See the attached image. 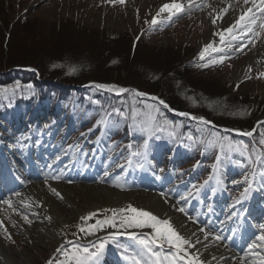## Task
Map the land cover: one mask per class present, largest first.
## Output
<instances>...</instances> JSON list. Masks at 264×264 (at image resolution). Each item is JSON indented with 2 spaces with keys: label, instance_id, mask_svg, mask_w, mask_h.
Wrapping results in <instances>:
<instances>
[{
  "label": "rangeland",
  "instance_id": "rangeland-1",
  "mask_svg": "<svg viewBox=\"0 0 264 264\" xmlns=\"http://www.w3.org/2000/svg\"><path fill=\"white\" fill-rule=\"evenodd\" d=\"M166 2H169V0H124V3H120L119 0H0V58L4 59L7 55L13 60L21 58L19 60L21 62H18V64L21 65L24 62L25 64H30L31 68L37 69L31 63H36L35 59L39 57L47 58L52 54H68L67 58L51 59L53 63L51 68L53 67L55 71L52 72V75H49V78L44 77V75L41 76V74L39 76L37 72H32L35 81L38 83L36 86L14 81L16 77L13 73L9 72L12 69L9 66L0 70V83H4V86H0V90H7L0 91V94L6 98L10 97V95L13 96L15 93L25 97L39 93L47 95V92L53 86H57L60 89L72 90L76 88L77 84L68 82L69 79L94 74L101 79H112L110 83L125 86L127 87L126 89H132L133 87L140 89L135 84L128 86L120 84L133 81V77L129 73L130 70H133L137 73V76H141L137 78L136 82H138L137 85L144 87L143 91L159 89L162 86L161 84H163V87H160L161 89L158 92H164L165 89L168 92L171 91L170 89H174L175 93L180 91L179 95L184 97L186 102L198 101V98L199 100L205 98H200L199 96L201 95H211L217 99L213 100L212 103H217L218 100L224 99L230 103L248 106L247 111L244 108H241L242 110L240 111L235 110L239 108L236 107L230 115L224 112L223 114H228L227 118L224 119H228L231 116L232 118L229 119L235 120L238 118L240 121L245 122L252 120V122L258 121L260 123V121H264V76L259 75L264 72V66L256 67L253 74L247 77H239V72L246 64V61L264 44V36L255 38L251 37V34L249 36L241 35L237 39V42L233 43L232 49L225 48V53H227L229 58L223 63L212 64L211 62L218 60L219 56L224 53H209L206 55L205 61L200 60L198 55L206 44V38L213 26L211 23L212 17L209 13L213 15L214 9L221 10L227 7L229 10L222 19L227 24L230 21L231 15L238 13L239 9L246 7L243 5V0H207L209 6L195 9L190 13L181 14L178 19L173 17L171 23L164 18L167 16L165 13L161 17L160 24L151 25L150 22L153 16L159 7ZM250 38L254 40V46L248 43ZM237 46H241L242 51H235ZM222 47L224 45L220 44L217 48ZM59 51L61 53H58ZM31 52L35 55H31ZM21 55H31L33 61L25 62L24 60L29 57L27 56L28 58L23 59ZM100 58L104 59V67H112L113 65L115 67L114 70L113 68H111L112 71L108 70L109 68H105L106 70L97 68L99 64H95V61ZM205 63L210 66H197ZM100 65L102 66V64ZM94 66L95 72H91ZM122 66H124V69L118 71V68ZM172 68H180L184 73L181 75L176 72L170 73L169 70ZM129 77L132 79H127ZM166 79L168 81L165 85ZM182 84L185 86L184 89L179 86ZM186 87L188 88L186 89ZM105 89L102 88L100 90L101 94L102 92H110V90ZM69 93L70 91L59 94L66 96ZM123 93H118L117 97L122 96ZM72 97L79 98L73 95ZM122 104L123 102H120V105ZM125 104L126 106L122 108L124 111H120V113L125 114L123 116H126L129 112V105ZM193 104L194 107H199L202 103L198 101L193 102ZM199 108L202 107L200 106ZM222 108L225 109V106ZM135 111L139 113L136 117L140 121H143L145 119L143 114L151 111V109L143 106L135 108ZM213 111L212 114L214 115L221 114L217 109ZM63 113H66L65 108L61 111V114ZM62 117L65 116L62 115L58 124L54 126V135L51 141L57 148L67 153L68 160L63 163L69 161L73 163L74 166L71 171L74 172L72 173L73 176L69 175L65 178L66 173L64 168L66 165L62 164L64 168L60 165L51 168L47 164L48 162H46L45 168L51 171L50 174L44 177L43 174L47 172L45 170L42 174L43 177L37 179L35 183L52 180L55 183L78 184L94 188L104 185L126 193L141 191L160 195L161 192L165 194L172 192L174 199L184 201L178 203L180 207L187 208L190 203L191 205L188 208L192 212L191 215L204 218L203 222L200 223L210 224L213 219L214 223L220 227H224L229 218L238 221L239 217L237 214H240L242 211L246 194L250 197L254 193L255 195L252 196V199L255 200V203H260L264 198V193L261 191L260 194H258V191H252L251 184H248L245 188L244 183H238L239 179L234 181L240 175L237 170L232 172L229 178L225 180L227 184L226 189L230 193V195L226 196L228 200L225 203L224 200H218L220 197L214 195H210L207 199V190L206 193L202 192L205 187H208L207 181L210 175L208 178L206 177V183L204 182L198 189L201 194H198V190L196 191V189L192 193L188 192L187 189L190 188L191 182L202 178L205 172L209 170L211 172L212 168L207 164L213 165L210 156L217 154L219 151V148L215 146L211 148L207 157L205 154L197 153L195 158H190L186 162L182 161V159L176 160V156L173 154L171 156H174V160H172L173 158L169 161L162 160L160 153H156L155 156H157V159H161V164L162 162L166 164L164 174H168V171L171 169L175 171L177 166L183 163H186L189 167L194 159L199 161L200 166L202 164L204 166H196L197 169L192 171V173L186 172L181 174L180 171L172 173L171 184H166L160 191H153L152 189L142 187L139 184H135L134 171L132 169L137 166L130 164L133 161L129 160L128 165L124 167V161L127 160L124 158L125 156L119 154L122 153V150H119V153H115V151H111L108 147H105L106 151H98L101 130L96 128V126H92L91 121L78 123L76 118H70L73 126L77 124V126L71 128L68 124L70 121L63 124L64 120H62ZM40 119L39 124L41 123L42 129L39 131L33 129V126L36 127L34 120H30L31 122L27 123L22 120L20 126L17 124L12 125L8 130L0 127L1 136L6 138L4 147L1 149L11 150L13 153L11 158H14V154L18 156V152L16 151L24 147L29 136H31L28 127L34 130V134L39 132L35 134L36 137L42 136L41 131H43L47 116L42 115ZM248 123L245 124L251 125V122ZM135 127L143 132H148L143 130L140 125L139 127ZM261 128L264 131V125H261ZM46 130H49V128H46ZM11 137L12 140L19 137L20 142H12ZM157 137H159V142H165L170 137V132H167V130L165 132L158 131ZM171 137L175 139L174 134ZM126 139L128 138L122 137L119 142L126 141ZM119 146L120 144H116L115 147ZM225 148L226 151L239 155L240 159L237 158L235 161L248 164L251 172L250 179L253 176L256 160H258L257 156L261 153V149L257 150V148L252 146L242 155L239 151L229 150L227 145ZM39 150L42 149L40 148ZM262 157L264 159V155ZM143 165L138 167L141 170L137 174L138 176L144 173L143 168L145 166ZM13 166H15V168L13 167L14 173L16 175L19 174L17 173V170H20L18 164ZM199 168H201V171H199ZM20 171L22 172V170ZM61 173L63 175L60 180L51 178L52 176L61 175ZM132 173L133 175H131ZM262 173L264 174V170ZM149 174L157 178L156 174ZM117 177H120L119 183L122 187L114 186ZM161 178L162 176H159V179ZM216 179L218 181V177ZM235 184L236 186H234ZM241 189H243V192L241 195H238ZM85 191L86 195L91 198L88 201L98 200L97 197H92L93 193L91 194L89 189ZM182 196L186 197V199L182 200ZM215 198L217 200H213ZM4 199H10L13 202V208L0 203V222H2L0 224V235L2 240L12 248V255L18 260L19 264H48L50 260L54 262L62 261L64 260L63 253L57 252V249L61 246H63L64 251L69 252L75 245H79L81 248L88 247L91 251H95L93 246L98 245L105 239L98 238V236L102 231L111 229V226L103 225L92 234L88 233L89 227L95 225L97 221H103L112 215L111 212L100 210L87 221L80 220L70 224L66 231V241L63 243L57 244V242L49 239L40 240V238L34 236L35 219L33 215L18 206L15 202V195L6 196L0 199V201ZM60 200V205L66 208L68 214L73 211L69 203L62 199ZM75 201H78V199ZM80 201H86V197L80 195ZM127 205L124 207H127ZM262 212H264V209ZM23 216H27L31 223H27L23 219ZM117 219L120 220V217L118 216ZM261 224H264V215L256 225L258 229L257 235L262 231L259 227ZM80 227H83L85 231H80ZM147 229L152 230L150 228ZM147 229L120 227L118 231L123 232L125 235L133 232L139 235L140 231H146ZM26 231L30 232V234L28 235ZM31 234L32 238H30ZM87 239H91L88 244L84 245L78 242L79 240L85 241ZM132 241L128 236L122 238L120 242H127L128 250L132 252L130 248L133 245L128 243ZM134 245H137V248L139 247L137 243ZM194 249L189 248V252L199 254ZM113 251L119 252L114 248ZM104 252L105 250L102 251V253ZM238 254L241 255V253Z\"/></svg>",
  "mask_w": 264,
  "mask_h": 264
},
{
  "label": "snow or ice",
  "instance_id": "snow-or-ice-1",
  "mask_svg": "<svg viewBox=\"0 0 264 264\" xmlns=\"http://www.w3.org/2000/svg\"><path fill=\"white\" fill-rule=\"evenodd\" d=\"M120 3H124V0H119ZM242 10L239 12L238 16L234 18L232 22H230L229 26L217 33L215 35L219 36V43L224 45L222 48H217L214 46V42L207 43L203 46V48L199 52L200 60H204L206 55L209 53H224L219 56L218 60H213L211 63H223L226 59H228L227 53H225V48L232 49L233 43L232 41L237 40L240 36H249L255 38H261L264 36V0H243ZM209 6L207 4V0H169V2L164 3L159 7L156 14L153 16L150 24L157 25L161 23V17L163 14H167L164 17L169 23L172 22L173 17L177 19L180 18L181 14L190 13L195 9H200L202 7ZM228 8H223L219 12H217L214 16L212 13H209L211 18V23L213 25L217 24V20H222L224 15L227 14ZM229 37L231 39H229ZM248 43L253 44L254 40L249 39ZM246 46V45H245ZM235 51H242L241 46H237ZM199 67H209L210 65L200 64L197 65ZM55 67V66H54ZM251 70V66H249V71ZM260 76H264V72L259 74ZM250 78V77H249ZM98 88H108L109 90H117L121 93L123 92H133L138 96H145L146 93L138 92L135 89H125L119 88L116 89L115 86L111 85H96ZM7 91V90H0ZM152 99H158V97H152ZM160 104L167 107L163 100L159 101ZM151 111L144 113L145 119L140 122V126L143 130L151 132L154 128L158 127L157 118L154 113L159 112V109L155 106L149 105L147 106ZM115 111L119 112L118 109ZM139 115L136 111L133 112V119L135 120L136 116ZM180 115H189L188 113H180ZM193 119H199L203 123H210L209 121L204 120L203 117H193ZM103 122V121H101ZM164 123L169 124V121H164ZM261 125H264V121L260 122ZM248 131L243 133L247 136H253V132ZM222 139L223 141H227V147L229 150L239 151L242 155L245 154L248 150V145L243 144L242 142L233 143L229 140L228 137H217V140ZM260 145H264V131L260 132ZM223 148L224 145L221 144ZM264 155V153H261ZM260 159V156L257 157ZM163 171V169H161ZM61 175L52 176L51 178L54 180H60L62 178ZM107 175V173H105ZM159 179V177H157ZM120 177L116 178V183L114 186L122 187L119 183ZM245 180H248V177H245ZM47 182V181H46ZM103 182V181H102ZM195 188L196 186L193 185ZM51 192L56 195L58 198H63L61 194L55 189L51 188ZM247 191V189H245ZM16 195H20L16 193ZM161 196H165L166 194L161 192ZM182 200L186 199V197L182 196ZM0 203L7 205L9 208H13V202L8 200L0 201ZM179 203V201L177 202ZM16 210V209H14ZM179 212L187 215L185 208L179 207L177 209ZM18 211V210H16ZM105 212L110 211L112 213L111 217L106 218L103 221H97L95 225H92L88 228V233L92 234L97 228L108 225L113 228L117 226L116 221L117 217H120V227L123 228H150L152 229V234L150 236L141 234L137 235L135 232L130 233V238L137 242L138 248L135 251L129 252L128 248L124 249V258L130 261V264H210V262L204 261L200 258L199 254H194L189 252V248H195L196 243H201L199 238L196 239L195 243H193L190 237H186L182 235L171 223L169 219H161L154 215L152 212L138 209L131 204L127 205V207L122 208H113L106 209ZM96 214L93 212H89L87 215L82 216L81 221H87L91 219ZM49 221L51 217H46ZM23 219L27 223H31L27 216H23ZM189 219H192L189 217ZM2 224V222H0ZM260 229L262 230L259 235L255 237V239L248 245L249 252L245 253L244 257L240 259L242 261L247 260V256L249 253L256 257V260L253 264H264V255H262L257 249H264V224H261ZM6 231V229H5ZM80 231H85L83 227H80ZM199 231L203 233L204 239L207 240L210 235H213V238L217 241L223 240L224 237L213 234L207 228H200ZM193 236L196 234L193 233ZM10 238V237H9ZM113 239H115V234H113ZM108 243V239L105 238L98 245H94L95 251H91L88 247L81 248L79 245H75L73 249L69 251H64L63 246L57 249V252H62L64 256V260L54 262L50 260L48 264H97V258L102 253L105 248V245ZM165 245L168 247V251L164 250ZM205 249H207L208 245H204ZM158 248V250H157ZM215 259V257H213Z\"/></svg>",
  "mask_w": 264,
  "mask_h": 264
},
{
  "label": "bare ground",
  "instance_id": "bare-ground-1",
  "mask_svg": "<svg viewBox=\"0 0 264 264\" xmlns=\"http://www.w3.org/2000/svg\"><path fill=\"white\" fill-rule=\"evenodd\" d=\"M241 10L242 9H239V12ZM219 11L220 10L214 9L213 16ZM239 12L231 15L230 21L227 24L224 20H217V24L212 26L211 32L206 38V44L214 42L215 47L219 46V36L215 35V33L227 28L230 22L238 16ZM229 39L231 38L229 37ZM235 42H237V40L232 41V43ZM249 66H251L250 71ZM260 66H264V44H262L259 49L246 61V64L239 72V77L244 78L251 75L256 67ZM5 140L6 138L1 137L0 143ZM33 154L34 155H32V157H35L36 150H33ZM57 164H59V162H56V165ZM71 171L72 164H69L65 176L67 177L72 175L74 172ZM145 176L149 177L148 175ZM151 180V178H148L147 182H143L152 183ZM31 182L32 183L30 184L25 182L24 188L16 192L20 195H16L15 193V202L18 206L33 215L35 219L34 236H37L40 240L49 239L57 242V244H61L66 241L67 227L76 221H80L82 216L87 215L89 212L96 213L100 210L122 208L127 204H131L138 209L150 211L154 215L163 219L170 218L174 227L182 235L190 237L193 243H195L196 239L199 238L201 243L195 244L194 251L199 252L200 258L204 261L210 262V264H253L256 260V257L249 253L247 260L242 261L240 258L244 257L245 254L244 256H236L229 245L223 243L222 240H215L213 235H210L208 239L205 240L203 233L199 231L202 226L198 225L197 222L194 223L196 219H189L187 215L179 212L177 210L180 207L179 204L169 197L165 198L155 193H144L141 191L126 193L104 185L94 188L78 184L67 185L65 183H55L52 180L41 183ZM51 188H55L61 194L63 197L62 200L69 203L73 211L69 214L67 213L66 208L60 205L61 198L54 195L50 190ZM86 189H89L91 194L93 193L92 197H97L98 200L95 199L88 201V199L91 198L86 195ZM80 195L86 197V201H80ZM77 199L78 201H75ZM46 217H51V220L49 221ZM26 233L28 235L30 234V232L27 231ZM193 233L196 235L193 236ZM211 233L216 234L215 231H211ZM30 238H32V234L30 235ZM204 245H208L207 249H205ZM261 251L264 252V249H261ZM248 252L249 250L245 251V253ZM213 257H215V259H213ZM110 259L113 262L117 261L112 253L104 252L97 258V264H108L107 262ZM0 264H19L18 260L12 255V248L2 240L1 235Z\"/></svg>",
  "mask_w": 264,
  "mask_h": 264
},
{
  "label": "trees",
  "instance_id": "trees-1",
  "mask_svg": "<svg viewBox=\"0 0 264 264\" xmlns=\"http://www.w3.org/2000/svg\"><path fill=\"white\" fill-rule=\"evenodd\" d=\"M37 53H39V52H37ZM58 53H61V52L59 51ZM31 55H35V54L32 53ZM31 55L30 56L21 55V57H23V59L29 57L28 59H26L24 61L25 62H29V61L32 62L33 59H32ZM8 56L9 55H7L4 59L0 58V70H3L4 68H7L9 66L10 69L12 68L11 70H9V72L13 73L16 77V78H14V81H19V82L25 81V82L34 83L35 80H34V75L32 74V72L23 69L25 67H30L31 65L25 64L24 62L20 65V64H18V62H21V61H19L21 58L13 60L12 58H9ZM64 57L67 58L68 54H57V55L52 54V55L48 56L47 58L39 57L38 59H35L36 63L33 62L35 64H33V63H31V64L34 65V67H36L38 69V72H39V74H41V76L44 75V77L49 78V75L50 74L52 75V72L55 71L53 67L51 68V65H53V63L51 62V59L56 60V59H62ZM103 63H104L103 58H100L99 60L95 61V64H99L97 66V68H103L104 70H106L105 68H109L108 70H111V71H112L111 68H113V70H114L115 67L113 65H112V67H104L105 64L103 65ZM100 64H102V66ZM17 66H19V67H17ZM95 66L92 67L91 72H95L94 71ZM123 67L124 66L119 67V68L117 67L118 71L121 69H124ZM169 72L170 73H174V72L180 73V75L182 73H184L183 71L180 70V68H175V69L172 68L171 70H169ZM129 73L131 74V77H133V81H128L129 83H120V84H123L126 86H128L130 84H135L136 86H138V88H140V90H143L144 87L137 85L138 82H136L137 78H139L141 76H137V73L133 70H130ZM131 77H129L127 79H132ZM170 77H171V75H170ZM180 77H183V76H180ZM88 78H90V79H88ZM111 80L112 79H101L98 76H96V74H94L91 76H86V75L78 76L76 78L69 79L68 82L75 83L77 85L78 84L84 85V84H87L88 82H91V81H96V82H101V83H110ZM14 81H12V82H14ZM167 81H168V79L165 80V85H166ZM3 84L4 83H0V86H4ZM161 85L162 86H160V87L162 88L163 84H161ZM179 86H181V88H183V89L185 88L184 84L179 85ZM160 87H159V89H154V90L149 89V90H146V91L144 90V91L148 92L149 94L159 96L160 98L165 100L167 103H169V105L174 109L189 111L196 117H206V118L212 120L215 124L220 125V126H225L227 128H239V129H243V130H249L254 125V122H252V120L245 122V121H240L238 118H236L235 119L236 121H235V120L229 119V118H232L231 116H229L228 119H224V118H227V115H228V114H223L224 112H227L230 115V113L236 107H239V108H236L235 110L240 111L244 108V109H246L245 111H247L248 106L246 107V105H244V106H242V104L237 105L234 103L227 102L224 99L221 101L218 100L217 103H212L213 100H217V99L213 98V96H211V95L210 96L201 95V96H199L200 98L205 97V98L200 99V100L198 98V101L200 103H202L200 105L202 108H199L200 106L194 107L193 102H198V101L194 100L193 102H186L185 98L179 95L180 91L175 93L174 89H170L171 91H169V92L166 91L167 89H165L166 92L165 91L164 92H158L161 89ZM187 88L188 87H186V89ZM51 90L54 93L59 92L61 94L62 93H68L70 91L69 95L78 96V97L80 96V99H81V97H83L80 101L85 102L86 105H84V103H82L80 111L78 113H77V111H75V113H76L75 115H78L80 117L79 121H81V118L85 117L84 115H86L87 118L91 117V119L96 120V122L114 119L115 124H117V127L114 125L111 128L107 127L106 136H108L107 138L109 139L110 138L109 136L111 134L116 133L113 130H116L117 128L120 129V132H121V135L116 136L117 139H121V137H124V135H125V137H128V138H130V136H131L133 138V140L129 139V140H127V141H129L128 143H125L126 141H124L122 143V147L125 148V150H128L129 146L137 147L139 145H143V143L146 140H148V143L150 144L149 145L150 149H152V150L159 149V146L154 142V139H153L154 137L152 136V134L142 135L140 132L141 130L136 129V127H135V126L139 127L141 121H140V119H138V117H136L134 120L133 116H132V112L135 111V108H139V107L152 105V106H155L156 108H158L159 112L154 113L156 115L158 125L163 126L165 124L164 123L165 120L169 121L170 122L169 125L171 127L170 129L180 130V133L177 136H181L180 139L188 141L187 145H190L191 142H193L196 139L198 140L200 138L199 135H200V132L202 131V130H200L201 128L209 129L205 124H203L201 122H192V121H189L186 119H181L179 117H176L173 114H171L166 107H164V106H162L156 102L140 98V97L136 96L131 91L124 93L120 97H117L116 95L106 93V92H102V94H101L100 90H97L95 88H92L90 90L88 89V91H87L86 89H80V88L79 89L76 88V89H72V90H65V89H60L58 87H54V89L52 88ZM69 95H66V97H68ZM199 95H200V93H199ZM95 100H96V102H95ZM34 102H35L34 97H32L31 99H27V98H25V96L19 95L18 93H15L13 96H10L8 98L2 96V97H0V117H2L3 115H6L7 112L9 113V111H11V112L14 111L15 108L20 110V109H22L21 106H25V105L31 106L32 104H34ZM120 102H123V104L120 105ZM43 103H44V101H43ZM125 103H127L129 105V109H128L129 112L126 114V116H123L125 114L120 113V111H124L122 108L124 106H126ZM224 106H225V109L222 108ZM116 109H118L119 112L115 111ZM216 109L219 110L221 114H218V115L212 114V111L216 110ZM232 116H236V115H232ZM248 122H251V125H247V124H249ZM245 123H247V124H245ZM178 125H179V127H178ZM246 128H248V129H246ZM159 129L154 128L153 130L157 131ZM209 130L214 132L212 129H209ZM223 137H225V135H222V138ZM255 139L259 143L260 131H258V136ZM236 140L237 139H235V141Z\"/></svg>",
  "mask_w": 264,
  "mask_h": 264
},
{
  "label": "water",
  "instance_id": "water-1",
  "mask_svg": "<svg viewBox=\"0 0 264 264\" xmlns=\"http://www.w3.org/2000/svg\"><path fill=\"white\" fill-rule=\"evenodd\" d=\"M103 85H111V86H115L116 87V89H119V88H123V87H120L119 85H116V84H114V83H111V84H103ZM132 89H135V90H137V91H139L137 88H135V87H133ZM147 96V95H146ZM156 97V96H155ZM155 100H158V101H160L161 99H155Z\"/></svg>",
  "mask_w": 264,
  "mask_h": 264
}]
</instances>
